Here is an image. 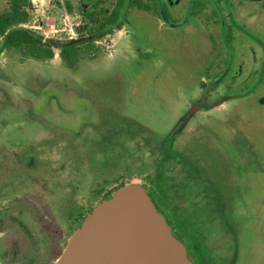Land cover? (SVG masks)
I'll list each match as a JSON object with an SVG mask.
<instances>
[{
  "label": "rangeland",
  "instance_id": "rangeland-1",
  "mask_svg": "<svg viewBox=\"0 0 264 264\" xmlns=\"http://www.w3.org/2000/svg\"><path fill=\"white\" fill-rule=\"evenodd\" d=\"M142 1L151 11L128 9L123 25L86 44L72 68L54 46L50 60L0 53V264H53L68 218L119 176L152 188L170 221L178 213L181 234L199 239L206 264H264V74L254 79L264 0H201L196 15L195 0H163L168 24L154 0ZM31 3L25 27L43 40L90 39L81 0ZM7 8L0 0V13ZM227 27L232 63L213 89L228 65ZM227 93L245 95L209 111L192 107L204 94L210 103ZM191 107L183 131L166 138ZM3 142L26 147V173Z\"/></svg>",
  "mask_w": 264,
  "mask_h": 264
},
{
  "label": "water",
  "instance_id": "water-1",
  "mask_svg": "<svg viewBox=\"0 0 264 264\" xmlns=\"http://www.w3.org/2000/svg\"><path fill=\"white\" fill-rule=\"evenodd\" d=\"M48 42L60 49L78 41ZM53 264L192 263L145 188L130 183L112 191L86 214Z\"/></svg>",
  "mask_w": 264,
  "mask_h": 264
},
{
  "label": "trees",
  "instance_id": "trees-1",
  "mask_svg": "<svg viewBox=\"0 0 264 264\" xmlns=\"http://www.w3.org/2000/svg\"><path fill=\"white\" fill-rule=\"evenodd\" d=\"M110 1L111 0H82L81 14L87 22L83 30L89 35L93 34L87 41H78L60 48L59 57L69 68L74 66L76 57L85 50L86 44L93 43L95 40L109 34L114 28L121 26L122 19L126 17V10L128 8L136 7L138 10L150 11V7L142 0H114L110 9L107 10V4ZM155 1L156 0L152 3V11L157 13ZM7 4V10L0 13V53L3 50H13L35 60L41 61L52 59L54 57V52L52 50L53 46L47 40H43L42 37L34 34L31 29L25 27L31 17V0H7ZM204 6L205 5L201 0H195L192 5V15H196L204 8ZM164 7V13L166 14V6ZM91 22H95L96 24H90ZM224 32L225 42L230 47L232 28L227 27ZM229 49L231 51V47ZM219 80L222 81L221 78ZM242 95L245 94H228L225 96V100L234 99ZM188 118L187 115L181 117L175 123L172 130L168 132L166 138L172 140L177 134L182 132L183 128L186 126ZM130 183L139 182H136L133 177H125L124 179L119 176L118 179H114L113 183L107 185L103 190L100 189L95 191V202L100 199L103 200L108 198L112 191ZM141 185L144 187L143 184ZM95 205L94 202L93 204H90V207L86 212H90ZM84 215V213L76 215V225H79L82 222L85 217ZM17 223L21 225L26 235L31 238L26 226L20 221ZM199 244L201 245L202 243L199 241ZM32 262L33 259H30L21 264H32Z\"/></svg>",
  "mask_w": 264,
  "mask_h": 264
},
{
  "label": "flooded vegetation",
  "instance_id": "flooded-vegetation-1",
  "mask_svg": "<svg viewBox=\"0 0 264 264\" xmlns=\"http://www.w3.org/2000/svg\"><path fill=\"white\" fill-rule=\"evenodd\" d=\"M163 0H156L155 1V6H156V10H157V14H158V16H159V18L164 22V23H170L171 22V17H170V13H169V11L167 10V8H166V14L164 13V9H165V7L164 6H166L165 5V3H164V1L162 2ZM81 3H82V0H81ZM132 8V7H131ZM131 8H128V9H131ZM133 8H136V7H133ZM127 9V10H128ZM137 9V8H136ZM126 10V11H127ZM142 11H144V10H142ZM150 11H151V9H150ZM146 12H148V11H146ZM126 16H127V12H126ZM124 20H125V17L122 19V24H121V26L123 25V23H124ZM221 20H223V18L221 19ZM121 26H119V27H121ZM114 29H116V28H114ZM113 29V30H114ZM112 30V31H113ZM111 31V32H112ZM85 34L87 35V36H90L89 38H91L92 37V34L91 35H89V34H87L86 32H85ZM108 35V34H107ZM250 38H252V39H254L255 37H250ZM258 39V38H257ZM259 40V39H258ZM96 41V40H95ZM261 43H263V44H261V46L264 48V42L262 41V40H259ZM230 51V50H229ZM231 63H232V50L230 51V53H229V59H228V65H227V68H226V70H225V72L222 74V75H220L219 77H218V79L216 80V81H214L213 83H210L211 85V88L213 87V89H216L218 86H220V84L222 83V81H220L219 79L221 78V79H223L224 78V75H226L227 74V72H228V70H229V68H230V65H231ZM249 64L250 65H253V61H249ZM260 66H259V69H258V71H257V73L259 74V76H257V77H255L254 79H258L257 81H256V83H258L259 81H260V79L262 78V76H263V74H264V56H263V59H261V61H260ZM254 79H253V77H252V82H251V85L254 83ZM216 83V84H215ZM255 83V84H256ZM215 84V85H214ZM201 85H203L204 86V84H201ZM208 88H210V87H208ZM255 89V85H253V87H251V88H249L248 89V91H250V92H252L253 90ZM247 91V92H248ZM226 95H228V93L226 94ZM225 95V96H226ZM229 95H231V94H229ZM225 96L224 97H222V99L221 100H218V101H212V102H208V98H207V96H206V94H204V95H202L201 97H199L196 101H195V104L194 105H192V107L194 108V111L195 112H197V111H209V110H211V109H213L214 107H217V106H220L221 104H223V103H225V102H227V101H230V100H233V99H230V100H225ZM192 107H191V109H190V111L188 112V113H185L183 116H185V115H187L189 118H188V121H187V123L191 120V114H190V112L192 111ZM192 115H194V114H192ZM183 116H181V117H183ZM180 117V118H181ZM179 118V119H180ZM178 119V120H179ZM9 122H14V120H8ZM30 121H35V120H29V119H21L20 120V122H22V123H28V122H30ZM36 121H38L39 122V120H36ZM21 123V124H22ZM186 123V124H187ZM20 126H23V125H20ZM21 128V127H20ZM173 128V127H172ZM185 128V127H184ZM183 128V129H184ZM172 130V129H171ZM183 131V130H182ZM181 133V132H180ZM179 133V134H180ZM179 134H177V135H179ZM2 145L4 144V142L3 143H1ZM31 145V144H30ZM3 147H4V149L6 148V153H7V158H9V160L10 161H12V162H14V166H16L19 170H20V172L22 173V172H25L26 173V170L24 169V168H22L23 167V162H22V159H24V160H26V158L27 157H25V156H23L22 154L23 153H21V152H23V150L26 148L25 146L24 147H21V146H14V147H10L9 145H7V144H5V145H3ZM5 153V154H6ZM21 154L20 156H18L17 154ZM14 155V158H15V160H13V159H11V155ZM30 159L31 158H28V161H27V163H26V166L28 167V169L29 168H31L32 167V169L34 168V162L31 160L30 161ZM25 166V167H26ZM118 179V178H117ZM144 188H145V190H146V192H147V194L149 195V197H150V199H151V201L153 202V204L155 205V207H156V209L158 210V212L159 213H161L163 216H164V218H165V220H166V222L168 223V225L170 226V228H171V232H172V235L174 236V237H176L182 244H183V246H184V248H185V251H186V255H187V258L191 261V263L192 264H206V262H205V259L206 260H208L207 259V257H206V255L204 254V252H203V250H205V249H203L202 247H201V245L199 244V239L198 238H194V236H192V235H188L187 237H186V234H187V232H186V234H181L182 233V231L180 230V227H179V224H176L175 223V221H174V219L173 218H175L177 215H178V213H176L175 211L173 212V216L171 217V219H172V221H170L167 217H166V215L163 213V212H161V210H160V208H159V206H158V200L155 198V196L153 195V193H152V188H150V191L147 189V187L146 186H144ZM100 197V196H99ZM102 199H100L99 201H101ZM99 201H97L96 202V204L99 202ZM90 207V205H88L87 206V208H86V210H85V212H83L85 215L84 216H86V214H87V209ZM76 215L75 216H70L69 218H68V220L66 221V225H65V227H64V232H66V234H67V236L66 237H64V239H65V241H64V245H65V243H66V240H67V238H68V236L71 234V232L75 229V228H77L79 225H76V222H75V219H76ZM174 222V226H172V223ZM70 229H71V231H70ZM180 232V233H179ZM181 236H183L184 238L186 237L188 240V244H185V242L182 240V238H181ZM187 245H189V246H187ZM64 247V246H63ZM205 248H208V246L206 245L205 246ZM190 249V250H189ZM194 259H196V262L194 261ZM232 260H234V258H232ZM231 261V260H230ZM231 263V262H230Z\"/></svg>",
  "mask_w": 264,
  "mask_h": 264
}]
</instances>
